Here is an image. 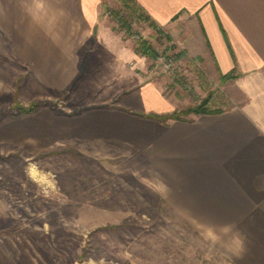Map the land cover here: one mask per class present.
<instances>
[{
    "label": "crops",
    "instance_id": "crops-1",
    "mask_svg": "<svg viewBox=\"0 0 264 264\" xmlns=\"http://www.w3.org/2000/svg\"><path fill=\"white\" fill-rule=\"evenodd\" d=\"M134 1L180 36L170 44L184 60L217 79L234 72L228 107L168 124L136 116L182 101L141 78L147 56L101 21V0H0V39L40 85L58 93L81 80L100 95L79 114L26 116L41 113L37 140L130 171L238 264H264V0Z\"/></svg>",
    "mask_w": 264,
    "mask_h": 264
},
{
    "label": "rangeland",
    "instance_id": "rangeland-1",
    "mask_svg": "<svg viewBox=\"0 0 264 264\" xmlns=\"http://www.w3.org/2000/svg\"><path fill=\"white\" fill-rule=\"evenodd\" d=\"M101 21L125 43L139 50L146 42L156 52L145 59L141 78L159 81L182 101L180 110L208 97L211 109L228 107L220 102L229 81L183 54L177 58L180 48L169 49L179 35L131 16L125 0H101ZM124 21L128 32L120 27ZM167 52L177 60L171 73L158 60ZM32 75L16 48L0 39V264H238L219 239L184 223L130 171H111L75 149L38 141L41 113L17 118L18 108L79 114L100 95L85 92L81 80L54 93Z\"/></svg>",
    "mask_w": 264,
    "mask_h": 264
},
{
    "label": "trees",
    "instance_id": "trees-1",
    "mask_svg": "<svg viewBox=\"0 0 264 264\" xmlns=\"http://www.w3.org/2000/svg\"><path fill=\"white\" fill-rule=\"evenodd\" d=\"M125 3L128 5L129 9V14L131 16L138 15L140 19H144L146 21H150V25L153 28H160L146 13L145 11L137 5V3L134 0H125ZM117 15H119L117 13ZM122 29H125L127 32L129 31L130 27L127 24L126 21H124L121 26ZM139 52L143 56L151 57V58H156L157 54L156 52L146 43L142 42L140 43L139 46ZM169 49H176L175 46H171ZM183 52H180L176 57L181 58ZM184 55V54H183ZM224 82L230 81L235 78L234 72L223 75L221 77ZM210 102V98L204 99L200 104L194 107H190L184 110H177L172 113H167V114H156V113H150V114H144L141 112H135L132 111V114L147 118V119H152V120H157L161 123L168 124L171 121H193L192 119L189 118L190 115H203V114H217L221 113L223 110L220 109H211L208 104ZM19 113L16 116L17 118L22 117V116H29L31 114H34L38 111L39 107L36 104H32L28 108L20 107Z\"/></svg>",
    "mask_w": 264,
    "mask_h": 264
},
{
    "label": "built area",
    "instance_id": "built-area-1",
    "mask_svg": "<svg viewBox=\"0 0 264 264\" xmlns=\"http://www.w3.org/2000/svg\"><path fill=\"white\" fill-rule=\"evenodd\" d=\"M175 58L169 52L158 57V60L162 63L164 72L171 73L176 69L177 60Z\"/></svg>",
    "mask_w": 264,
    "mask_h": 264
},
{
    "label": "bare ground",
    "instance_id": "bare-ground-1",
    "mask_svg": "<svg viewBox=\"0 0 264 264\" xmlns=\"http://www.w3.org/2000/svg\"><path fill=\"white\" fill-rule=\"evenodd\" d=\"M35 175H36V173H35Z\"/></svg>",
    "mask_w": 264,
    "mask_h": 264
}]
</instances>
